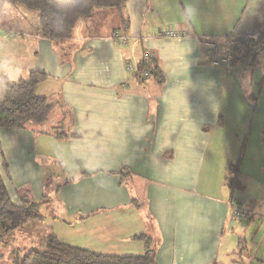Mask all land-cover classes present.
<instances>
[{
	"label": "crops",
	"instance_id": "crops-1",
	"mask_svg": "<svg viewBox=\"0 0 264 264\" xmlns=\"http://www.w3.org/2000/svg\"><path fill=\"white\" fill-rule=\"evenodd\" d=\"M4 7L22 6L0 0V12ZM90 13L59 43L41 37L39 23L16 34L29 58L3 77L43 71L36 93L41 86L54 101L50 112L60 102L68 130H36L47 118L18 130L0 127V176L11 202L45 200L36 220H49L57 232L46 225L44 236L68 244L58 231L79 227V247L91 251L141 255L149 240L152 264H264V196L257 209L256 200L242 206L251 212L246 219L231 211L245 189L239 116L247 114L239 108L249 104L242 86L233 91V79L243 66L264 65V51L253 64L237 58L226 69L213 63L210 46L223 55L229 35L264 33V0H127L120 10ZM122 28L124 44L112 39ZM146 54L162 83L136 77ZM68 159L71 177L67 166H48ZM239 159L240 188L231 189L225 179Z\"/></svg>",
	"mask_w": 264,
	"mask_h": 264
},
{
	"label": "trees",
	"instance_id": "trees-1",
	"mask_svg": "<svg viewBox=\"0 0 264 264\" xmlns=\"http://www.w3.org/2000/svg\"><path fill=\"white\" fill-rule=\"evenodd\" d=\"M14 5L24 7L27 11L38 13V34L54 43H59L73 35V30L80 16L94 10L114 8L120 10L127 0H6ZM123 33L125 30L122 28ZM229 35L226 42L232 38ZM258 38L264 37L260 33ZM254 38L232 50L230 66L238 58L247 64H253L256 56L251 53L248 43ZM238 54V55H237ZM148 60H139L136 77L145 80L153 76L159 83L164 81L161 69L155 58L150 54ZM46 74L43 71L31 70L26 77L14 81L5 80L3 98H0V127L5 130H18L28 123L43 122L52 104L46 97L36 94V86L43 81ZM231 164L233 176L226 177L227 186L231 189L240 188L238 180V164ZM45 202H35L27 195L21 197L20 204L14 205L8 195L0 176V243H6V236L22 227L24 224L40 219L39 207ZM140 237V236H139ZM43 248H31L25 252L17 264H152L154 252L146 241V250L141 255L118 256L97 253L88 249L73 246L60 241L54 234L43 237Z\"/></svg>",
	"mask_w": 264,
	"mask_h": 264
},
{
	"label": "rangeland",
	"instance_id": "rangeland-1",
	"mask_svg": "<svg viewBox=\"0 0 264 264\" xmlns=\"http://www.w3.org/2000/svg\"><path fill=\"white\" fill-rule=\"evenodd\" d=\"M14 10L4 7L0 12V98H3L4 84L6 82L5 80H8L3 76L8 75L12 77L13 72L16 71L17 68L21 70V68H23V66L27 64V59L29 58V55L27 54L29 51L28 48H26V46H23L22 43L20 44V38H16V34L19 32L18 30H22V26L33 29L39 23L37 12L27 11L23 7L18 10L15 8ZM89 15H91V13ZM79 19L77 21V27L75 29L76 32H78L79 27H81ZM91 19H95V17L92 16ZM144 56L142 59H144ZM28 64H30V62ZM251 67V65L246 67L243 66V68H246V70H243V72L238 75L240 76L239 78L233 79V81L235 82L233 91L235 93L238 91L240 92L242 86V92L245 90L247 91V101L249 103L247 105L248 110H242V107L239 108L244 114L246 111L247 115L249 111V116H239L241 118V120L239 118V124L243 128L242 131H240L239 147H241L243 142H245V148L242 156V170L244 174L242 178L245 189L241 191V195L243 197H240L239 199L242 202L241 206H245L244 204L250 201L252 204H254L253 201L256 200L255 204L257 207L255 208L257 209L258 205L261 204L260 198L264 196V183L262 182L264 181V120L262 121L260 119V116H258L262 115L260 111H262V109L264 110V79L262 81V74L264 73L262 71H264V65L260 63L259 65L253 66L252 69ZM24 74L25 72L22 73V76H24ZM251 74L254 76L252 84L247 81L249 80ZM16 78H10L11 80L9 79L8 81L16 80ZM247 87H249L248 89L251 91L247 90ZM42 92L44 93V89L40 86L36 94L39 96H44L43 94H41ZM52 96H56V94L54 93L52 94ZM46 98L50 104H54V101L50 98V96ZM35 126L36 130H38L39 127H42V132H44L43 130H50L54 134L55 132L66 133L68 130V119L65 116L64 109H62L60 102L55 103L53 110L49 113L47 119L42 124ZM229 128L230 126L228 127V129ZM226 131V133L229 134V130ZM239 147L238 150H240ZM54 150L55 148L52 149V152H49L48 149V151L45 152H48V154H50L53 153ZM61 150L59 149L60 155L62 154ZM68 161L69 159L63 161L62 163L56 164L49 162L48 166L50 169L52 168V166H59L60 168L67 166L68 172L70 173L68 177H71L73 176L71 172L73 165ZM206 166L208 167V162L206 163L205 161L203 164L202 172L205 170ZM44 170L45 169H43V171ZM257 177L259 179L261 178L262 181L260 180L261 182H259L256 179ZM46 184L48 186V183ZM238 193L240 192H236V195H238ZM48 205L49 204H47V206ZM142 212H140L139 215L145 217V214ZM134 217H137V215L134 214ZM47 221L48 222L43 223L40 222V220H35L32 224L30 222L26 225H23L22 227L16 228L12 232V234L6 236V243H0V264H17L20 260L19 258L29 249H42L44 239L43 231H45L44 227L51 226L50 228H48L49 231L53 230L54 232H57L55 229V225L53 223L51 225V222H49V220ZM46 223H48L49 225ZM67 230L68 231L66 233H61V231H58L61 236L60 238L69 242L68 244L78 247L81 245H85L81 239L79 227H69L67 228ZM86 246H88L86 248H89L91 246L92 248H94L93 250H102V248L100 249L98 245H87L86 243ZM94 252L100 253L99 251Z\"/></svg>",
	"mask_w": 264,
	"mask_h": 264
},
{
	"label": "built area",
	"instance_id": "built-area-1",
	"mask_svg": "<svg viewBox=\"0 0 264 264\" xmlns=\"http://www.w3.org/2000/svg\"><path fill=\"white\" fill-rule=\"evenodd\" d=\"M166 35H174L175 32L172 30L165 31ZM258 35L250 36L251 38H254L252 41L248 43L249 49L251 50V53L254 55H258L259 53L264 51V37L258 38ZM247 36H240V35H233L232 38H230L226 45L223 48V52L221 55V50L219 49V46L215 44L214 42L210 44L212 47V61L213 63H221L226 69L230 67V60L232 58V50L236 47H240L241 45H244L248 41ZM114 41H119L121 43H125L128 39L127 35L123 33L121 30H116L113 33ZM144 60H148V55L144 56ZM232 216L235 217L238 220L246 219L251 212L248 211L246 208L242 207L239 203H234L232 205Z\"/></svg>",
	"mask_w": 264,
	"mask_h": 264
}]
</instances>
